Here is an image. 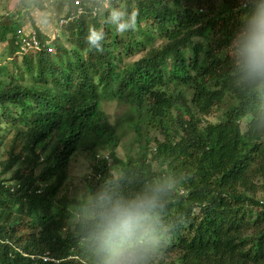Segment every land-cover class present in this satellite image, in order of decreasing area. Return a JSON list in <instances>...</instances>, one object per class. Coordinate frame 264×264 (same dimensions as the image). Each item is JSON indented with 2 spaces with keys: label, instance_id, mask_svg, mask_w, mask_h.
Wrapping results in <instances>:
<instances>
[{
  "label": "trees",
  "instance_id": "16d2710c",
  "mask_svg": "<svg viewBox=\"0 0 264 264\" xmlns=\"http://www.w3.org/2000/svg\"><path fill=\"white\" fill-rule=\"evenodd\" d=\"M89 2L62 1L54 39L19 12L0 33V264H103L107 199L156 188L147 264H264V86L237 65L264 0H122L138 10L123 34ZM90 25L106 33L102 52ZM28 28L39 48L23 52ZM110 102L127 117L111 123ZM129 134L136 152L119 158ZM79 151L92 163L78 198L62 190Z\"/></svg>",
  "mask_w": 264,
  "mask_h": 264
},
{
  "label": "clouds",
  "instance_id": "9594fccd",
  "mask_svg": "<svg viewBox=\"0 0 264 264\" xmlns=\"http://www.w3.org/2000/svg\"><path fill=\"white\" fill-rule=\"evenodd\" d=\"M93 12L104 14V22L115 27L119 34L135 30L138 10L114 4L112 0H91L87 5ZM106 33L94 25L88 27L86 41L98 52L103 51ZM238 70L242 78L250 83L264 86V15L239 51ZM133 200L107 199L100 213V252L104 254L103 264H147V254L159 244L152 213L157 207L155 193Z\"/></svg>",
  "mask_w": 264,
  "mask_h": 264
},
{
  "label": "rangeland",
  "instance_id": "374dc122",
  "mask_svg": "<svg viewBox=\"0 0 264 264\" xmlns=\"http://www.w3.org/2000/svg\"><path fill=\"white\" fill-rule=\"evenodd\" d=\"M16 1L17 0H0V33L5 32L4 31L5 27L11 30L13 29V31H15L16 24L14 25V19L12 18H13V15L16 14V12H19L20 15H22V18H25L24 13L26 12V10L23 8V6L21 7L20 4L16 5ZM30 1L31 0H27L25 2L29 3ZM62 1L63 0H38L37 4L35 5L37 8L35 10H31V12H33L32 16H29L27 14L28 19L33 24L32 28H36L38 30L43 31L46 35H49L50 39H53V35L51 33L54 30L59 31L58 29H56V27L59 28L61 26L58 20L59 16L64 17L68 14L67 12H65L64 6L62 5ZM121 1L122 0H116V3L120 4ZM89 3H91V0ZM53 4L55 5L54 8L52 6ZM122 5L123 3L120 4V6ZM61 7H62L63 13L59 14L58 12H60ZM27 12L29 13V11ZM98 14H101V13H98ZM22 24L25 25L26 20H22ZM29 30L30 29L28 28V29H25L24 31L28 32ZM4 35H5V39L7 40L9 36L11 35V33L5 32ZM59 40H60L59 41L60 43L64 42L65 46L68 47V45L66 44L65 38H60ZM157 43H159V41ZM6 44H8V42H0V55L3 54L2 51L4 50ZM72 49L73 47L71 48V50ZM137 58L138 56L129 57L127 62L131 63ZM6 61H10V60H6ZM6 66H7L6 67L7 72H10V73L13 72V69L11 68L9 63ZM27 84H29L28 80H27ZM101 106H102L101 108L104 110L105 114L107 115L111 123L119 120L120 118L127 117V115L123 114V112L119 108V104H116L115 102L102 103ZM3 138L0 137V141ZM4 141H5V138L0 143V155L3 153V142ZM136 149H137L136 142H134V140L131 137V134H129L128 138H124L122 140V143L120 147L117 149L116 154L119 158H121V157H124L126 154H134L136 152ZM99 154L101 156L105 155L104 153L102 154L100 152ZM91 163H92V158H90V156L84 151H79L76 155H74V157L71 158L70 164H69V177H68L65 187L62 190V194L66 193V195L68 196H77V197L78 195H82V197H84V195L87 193L88 188H89L85 182V178L89 180L91 176V170H90ZM111 172L115 177H118L120 175L119 169L117 166H111ZM257 198L259 200H263L262 194H258ZM75 213H77L79 218L81 217L84 219H89L91 216L89 211L86 209L76 210ZM154 254L155 253H153V255Z\"/></svg>",
  "mask_w": 264,
  "mask_h": 264
},
{
  "label": "built area",
  "instance_id": "2783aa9c",
  "mask_svg": "<svg viewBox=\"0 0 264 264\" xmlns=\"http://www.w3.org/2000/svg\"><path fill=\"white\" fill-rule=\"evenodd\" d=\"M75 4H78V1L75 2ZM78 12L81 13L82 12V9L79 8L78 9ZM95 15V14H94ZM18 34H21L23 33L27 38H24L22 40V45H21V50L24 52L27 50V48L31 49V48H35V49H38L39 48V45H38V42L35 38V31L30 29L28 32H25L24 29L21 31H17ZM54 39V37H53ZM48 51H51L50 48L47 49Z\"/></svg>",
  "mask_w": 264,
  "mask_h": 264
},
{
  "label": "crops",
  "instance_id": "0c3cea01",
  "mask_svg": "<svg viewBox=\"0 0 264 264\" xmlns=\"http://www.w3.org/2000/svg\"><path fill=\"white\" fill-rule=\"evenodd\" d=\"M26 1V0H25ZM25 1H23V0H17L16 1V5H21V7L23 6V8L26 10V12L24 13L25 14V18H28V16H27V14L29 15V16H32V14H33V12H31V10H35L37 7L36 6H31V7H29V4L28 3H26ZM27 11H29V13L27 12ZM33 20V19H32ZM34 21V20H33Z\"/></svg>",
  "mask_w": 264,
  "mask_h": 264
}]
</instances>
